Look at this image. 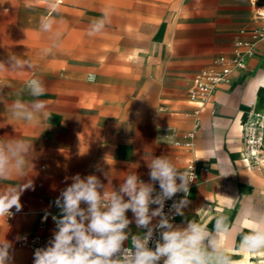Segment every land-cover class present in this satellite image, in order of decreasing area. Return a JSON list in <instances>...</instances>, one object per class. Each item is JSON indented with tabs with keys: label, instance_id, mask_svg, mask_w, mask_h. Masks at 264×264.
<instances>
[{
	"label": "crops",
	"instance_id": "obj_1",
	"mask_svg": "<svg viewBox=\"0 0 264 264\" xmlns=\"http://www.w3.org/2000/svg\"><path fill=\"white\" fill-rule=\"evenodd\" d=\"M176 1L180 7L155 34L159 45L123 49L122 75L64 79L58 92L38 98L11 96L26 104L39 99L47 106L32 123L14 118L10 109L0 114V137L23 139L34 150L26 177L0 181V193L25 179L33 184L20 197L21 211L13 208L12 217L0 218V240L13 242L14 264H33L36 249L23 245V239L16 241L17 236L47 245L55 229L51 217L60 212L54 201L72 183L71 177L94 174L107 185L97 170L102 168L114 187L128 171L148 182L147 163L161 155L181 170L192 162L201 168L174 224L195 222L212 230L215 219L223 216L230 234H221L222 245L232 264H264V250L241 247L242 236L258 226L249 213L264 211V170L246 165L242 132L253 110L264 114V42L255 45L245 68H235L230 83L216 87L204 106L189 98L200 72L212 68L219 56H231L238 41L251 40L253 31L264 26V0ZM139 12V19L146 20V12ZM140 37L146 41V35ZM163 100L169 103L161 109ZM197 122L201 129L193 148L175 146ZM127 215L133 221L132 234H142L133 214Z\"/></svg>",
	"mask_w": 264,
	"mask_h": 264
},
{
	"label": "clouds",
	"instance_id": "obj_2",
	"mask_svg": "<svg viewBox=\"0 0 264 264\" xmlns=\"http://www.w3.org/2000/svg\"><path fill=\"white\" fill-rule=\"evenodd\" d=\"M40 27L41 31L50 32L53 22L44 18ZM103 27L104 21H99L92 31ZM17 67H23V63L17 61ZM5 71H9L7 66L0 62V72ZM26 88L33 98L46 92L38 78L26 81ZM46 107L39 99L27 104L16 101L10 112L16 119L32 123ZM4 137H0V181L11 176L26 177L29 163L33 165L32 143ZM147 166L148 182L135 171H128L118 187L112 185L109 172L102 168L97 170L108 180L107 185L94 174L71 177L72 183L54 201L60 212L51 217L55 224L52 236L46 246L35 249L33 264H232L222 245L221 234H230L225 217L218 216L212 230L195 222L183 227L171 222L175 215H182L188 203L193 180L189 173L163 155L153 156ZM32 187V180L25 179L0 193V218L12 217L13 208L20 212V197ZM177 193H183V198L175 199L170 212L165 214V202ZM129 211L142 234H132ZM48 215L46 212L45 220ZM249 219L258 226L242 236L241 247L248 252L264 250V211H251ZM153 220H157L155 225ZM154 235L158 238L154 239ZM128 241L131 246H125ZM0 264H14V244L5 238L0 240Z\"/></svg>",
	"mask_w": 264,
	"mask_h": 264
},
{
	"label": "rangeland",
	"instance_id": "obj_3",
	"mask_svg": "<svg viewBox=\"0 0 264 264\" xmlns=\"http://www.w3.org/2000/svg\"><path fill=\"white\" fill-rule=\"evenodd\" d=\"M174 1L0 0V62L9 70L0 72V114L16 101L25 103L11 96L25 98L26 81L32 78L41 80L47 93L58 92L64 79L121 74L124 48L146 45L150 50L159 45L155 34L169 23L180 3ZM140 9L146 20L139 19ZM44 18L53 22L52 31H41ZM99 21H104L103 29L93 32ZM140 35H146V41ZM17 61L23 67H17ZM159 103L164 109L169 101Z\"/></svg>",
	"mask_w": 264,
	"mask_h": 264
},
{
	"label": "built area",
	"instance_id": "obj_4",
	"mask_svg": "<svg viewBox=\"0 0 264 264\" xmlns=\"http://www.w3.org/2000/svg\"><path fill=\"white\" fill-rule=\"evenodd\" d=\"M264 18V13L261 14ZM258 42H264V26L253 31L251 40L238 41L236 44V50L231 56L221 55L214 63L212 68H208L200 72L194 79L190 89L189 98L191 101L198 104V107L204 106L207 100L211 97L216 87L221 84H228L231 81V75L235 68L243 69L246 66V58L253 55L255 45ZM201 129L200 123L197 122L194 128L189 131L182 139L174 141L175 146L191 149L194 146L195 140ZM244 136V150L243 159L246 165L254 171L264 170V114L260 111L253 110L242 127ZM207 170V169H203ZM183 171V170H182ZM189 173V176L193 178L190 184V192L192 187L199 179L201 168L194 162L188 164L184 169ZM159 190V187H157ZM183 193H177L173 199L165 202L163 211L165 214L170 212L171 206L175 199L183 198ZM190 195V194H189ZM189 198V196H188ZM152 208L157 207L152 205ZM179 215H175L172 219L174 223ZM158 219V218H157ZM153 225L157 223V220H153ZM158 238L154 235V239ZM22 244L25 246L39 248L36 239L26 238L22 240ZM125 246H131L125 243Z\"/></svg>",
	"mask_w": 264,
	"mask_h": 264
},
{
	"label": "bare ground",
	"instance_id": "obj_5",
	"mask_svg": "<svg viewBox=\"0 0 264 264\" xmlns=\"http://www.w3.org/2000/svg\"><path fill=\"white\" fill-rule=\"evenodd\" d=\"M245 264H252L250 261H246V263Z\"/></svg>",
	"mask_w": 264,
	"mask_h": 264
}]
</instances>
